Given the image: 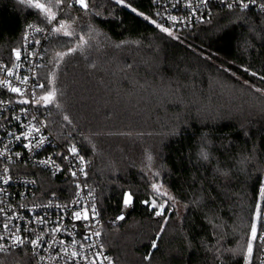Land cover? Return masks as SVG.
Returning a JSON list of instances; mask_svg holds the SVG:
<instances>
[{"label":"trees","instance_id":"obj_1","mask_svg":"<svg viewBox=\"0 0 264 264\" xmlns=\"http://www.w3.org/2000/svg\"><path fill=\"white\" fill-rule=\"evenodd\" d=\"M31 1L61 13L74 33L52 32L38 98L55 88V102L41 104L48 125L90 161L116 264H244L264 187V15L216 10L170 36L152 22L150 0H87V10L0 0V58L20 46L28 23L49 24ZM46 178L48 192L65 181ZM158 184L181 217L168 209L156 220L142 206L165 200ZM126 193L134 210L109 222Z\"/></svg>","mask_w":264,"mask_h":264},{"label":"built area","instance_id":"obj_2","mask_svg":"<svg viewBox=\"0 0 264 264\" xmlns=\"http://www.w3.org/2000/svg\"><path fill=\"white\" fill-rule=\"evenodd\" d=\"M150 1L154 21L172 33L194 29L209 21L216 10L264 15V10L259 6L264 0H256L255 4L243 11L239 5L232 8L227 6L233 3V0H208L206 5L201 4L200 0ZM70 4L76 3L71 0ZM171 16L177 17V21L169 19ZM57 21L47 26L28 23L20 46L13 51L10 58H0V81H9L12 86L19 87L24 93L22 96L11 92L7 86H0V153H3L0 156V176L11 177L7 184L0 181V209H3V212H0V236L3 237L0 239V245L7 246L6 252H0V264H91L93 260L95 264H116L102 238L103 221L99 217L98 194L88 179L90 161L77 148V155H73L69 151L73 146L62 144L49 127L42 105L32 103L33 93L38 98L40 69L52 36V28L58 25ZM17 51L20 52V59L16 57ZM5 69L11 70L14 74L9 76ZM24 77H28L26 84L20 83ZM22 99H28L29 103H20ZM33 116L36 117L35 120L32 119ZM30 123L40 127L41 131L39 134L33 133L29 138L33 147L28 149L24 145L29 143V140L22 137L18 141L15 137L26 132ZM41 136L47 137V140L37 148L35 144ZM16 153L20 155L17 156ZM79 157L84 158L83 165ZM49 158L54 163L47 165L41 163ZM81 167L84 168L86 175L80 172ZM5 168L8 170L7 173L4 172ZM72 172H76V175L73 176ZM46 174L65 180L59 184L58 192H48L50 181ZM152 205L153 203L150 204L146 200L142 201V206L149 207L150 215L156 220H162L165 215L164 207L161 209V205L159 207ZM92 206L97 213L94 217ZM260 206L261 215L264 216L262 197ZM134 208L132 202L127 207L124 204L121 211L108 221L121 222ZM83 209H88L89 219L75 220L72 213ZM158 211L162 214L156 215ZM120 216H123V219H118ZM41 219L43 223L40 222ZM5 224H8L7 229L4 227ZM255 224L259 237L264 234V220L257 219ZM57 227L61 230L53 232ZM96 232L100 235H93ZM13 234L21 237L24 243L16 245ZM38 236L43 240L39 247H34L29 241ZM85 236L89 239L85 240ZM255 243L257 246L258 242ZM257 249L259 264H264V246H257ZM73 251H77L79 256L73 258L71 256ZM13 254H16L17 261L11 258Z\"/></svg>","mask_w":264,"mask_h":264},{"label":"snow or ice","instance_id":"obj_3","mask_svg":"<svg viewBox=\"0 0 264 264\" xmlns=\"http://www.w3.org/2000/svg\"><path fill=\"white\" fill-rule=\"evenodd\" d=\"M74 2L76 4H79L84 10H87L89 5H88V2L87 0H74ZM61 3H63V0H56V5L59 6ZM116 3L118 4H124V0H116ZM200 3L201 4H207L208 3V0H200ZM256 3V0H247V2H245V0H233V3H230L228 4L227 6L229 8H232L234 5H239L241 11L245 10V9H248L250 7V5L252 4H255ZM127 7H130V5H125ZM189 7H191V5H188ZM260 8L262 10H264V3H261L260 5ZM35 8L37 9H40L41 11L44 12V15H45V18L47 20V23L49 24H52L53 21H57V16L56 14L52 11V7L51 6H45L44 4H40V3H37L34 5ZM69 7H71V5H69ZM133 12H136V9L135 8H132L131 9ZM145 19H147V17H145ZM169 19H171L173 22L177 21V17L175 16H171L169 17ZM153 23H156L155 21H152ZM58 23V26L57 27H53L52 28V31L56 34H63L65 36H72L74 35V33L71 31V25L68 24L66 21L64 20H59L57 21ZM157 27L160 28L161 31H164V32H167L168 35H173V33L166 27H162L161 25L157 24ZM37 31H42V29H36ZM80 45H78V47L82 46L84 43H86V41L84 40L83 37H80ZM76 49H70V52L71 51H75ZM16 57L17 59H20V52L17 51L16 52ZM18 67V65H17ZM7 74L9 76H12L14 73L11 71V70H7ZM262 79H264V77H262ZM28 81V77H24L22 80H20V83L22 84H26ZM54 82V81H53ZM0 86H7L9 88V90L11 92H14V93H18L20 95H24V93L22 92V90L19 88V87H16V86H12L10 84L9 81H0ZM37 87L39 88H44L45 85L44 84H39L37 85ZM55 97H56V90L55 88H51L49 90H47L43 95L39 96V98H37L35 96V93H33V96H32V103L36 104V105H43V106H47L49 104H52L55 102ZM20 103L22 104H28L29 103V100L28 99H22L20 101ZM23 111H27L26 109H23ZM18 119V117H17ZM33 120L36 119L35 116H33L32 118ZM65 120L68 119L67 116L64 117ZM40 127H38L37 125H33V124H29V126H27V131L26 132H23L21 135H17L15 138L16 140H20L22 137L23 139L25 140H29V138L32 136L33 133H37L39 134L40 133ZM11 135V133H10ZM47 140V137H43L41 136L39 139H37L36 141V144H35V147L39 148L41 147L45 141ZM25 148H28V149H31L33 147V145L31 144V141L29 140V143L25 144L24 145ZM69 151L73 154V155H77V149L75 148V146L71 147L69 149ZM3 153H0V156H2ZM17 156H19L20 154L19 153H16ZM65 159H67V157H65ZM79 160H80V163L81 165H83L85 163L84 161V158L83 157H79ZM41 163H44V164H49V163H54L51 161V158H49L48 160H45V161H42ZM7 169L5 168L4 169V172L7 173ZM80 172L81 173H84V175H86V173L84 172V168L81 167L80 168ZM72 175L75 176L76 175V172H72ZM11 177L7 176V175H3V176H0V181H2L3 183L7 184L9 181H10ZM77 187H79V185H77ZM153 188L157 191H159L157 185H153ZM261 197L264 198V187L261 188ZM132 201V194L131 193H126L125 194V199H124V204L125 206L127 207ZM153 207H155V202L153 201ZM161 209L163 208V205L160 206ZM91 211H92V215L93 217L95 215H97L96 211H95V207L92 206L91 208ZM0 212H3V209H0ZM162 212L161 211H158L156 213V215H161ZM73 215V218L75 220H88L89 219V216H88V209H83L82 211H76L74 213H72ZM256 218L258 220H264V216L261 215V206L260 204L258 203L257 204V207H256ZM118 219H123V216H120L118 217ZM41 223H43V219L40 220ZM4 227L7 229L8 228V224H5ZM61 229L59 227L53 229V232H59ZM25 231H27V229H25ZM93 235H96V236H99L100 233L99 232H96V233H93ZM0 239H3L2 236H0ZM85 240L89 239L88 236H85L84 237ZM43 238L38 236L36 239H33L31 241H29L34 247H39L40 243L42 242ZM13 241L16 245H22L24 243V240L19 237V236H16L15 234H13ZM253 242H258L257 243V246L260 247V246H264V234L260 235L259 237H257V225L255 223L252 224L251 226V239L248 243V246H247V253H248V256L251 257L252 256V252H253ZM61 244H63V241L60 242ZM74 245H75V242H74ZM51 246V245H50ZM153 248L156 247V244L155 242L153 243L152 245ZM7 251V246L6 245H0V252H6ZM65 253L67 254V250L65 249ZM97 255L99 256L100 254L97 253ZM71 256L73 258L79 256V253L77 251H73L71 253ZM41 259H43V257H41ZM105 259H107L105 257ZM91 264H95V261L93 260L91 262Z\"/></svg>","mask_w":264,"mask_h":264},{"label":"rangeland","instance_id":"obj_4","mask_svg":"<svg viewBox=\"0 0 264 264\" xmlns=\"http://www.w3.org/2000/svg\"><path fill=\"white\" fill-rule=\"evenodd\" d=\"M70 2H71V0L69 1L68 6L69 5H73V4H70ZM35 4H37V3L36 2H33V1H31L30 3H28V5L30 7H33V9H32L33 11L39 13L40 16H45L43 11H41L40 9H37V8L34 7ZM40 4H42V3H40ZM53 12L56 14L57 19H59V16L61 15V13H57L55 11H53ZM157 187H158L159 191H157V190H155V191L165 197L164 198L165 200L162 201V203H160V205H163L164 211L166 212L168 209H169V211H175V210H177L178 213L180 214V217H181L182 212H183V208L180 207V205L179 206H176L175 204H172L173 203V199H172L171 194L169 193L168 189L166 187L162 186L161 184H158ZM256 220H257V218H256V213H255L254 223L256 222ZM250 239H251V235L249 237V241H250ZM249 241L247 242L246 246H244V248H243L244 249V264H252L254 262V260H255V257L258 255V249H257L256 243L253 242V252H252V256L251 257L248 256L247 246H248Z\"/></svg>","mask_w":264,"mask_h":264}]
</instances>
